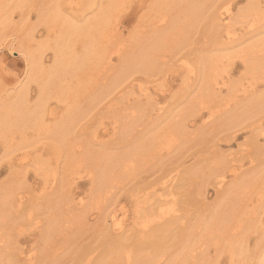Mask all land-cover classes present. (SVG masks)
<instances>
[{"label":"bare ground","instance_id":"6f19581e","mask_svg":"<svg viewBox=\"0 0 264 264\" xmlns=\"http://www.w3.org/2000/svg\"><path fill=\"white\" fill-rule=\"evenodd\" d=\"M130 1L0 0V55L23 62L0 70L2 158L14 167L13 153L38 143L54 157L38 197L23 195L12 173L0 183V264H159L165 254L163 264H218L222 252L230 264H264V250L256 257L247 246L264 201V0H151L146 28L126 30ZM173 67L184 73L181 89L149 117V100H132L131 89L141 95L146 79L172 78ZM106 114L117 125L104 140L96 121ZM193 116L202 120L195 130ZM241 137L258 156L228 182L217 145ZM208 182L213 202L186 222L171 213ZM158 184L173 186L175 199L169 190L162 202ZM142 189L131 220L110 223L119 192ZM31 212L41 230L24 250Z\"/></svg>","mask_w":264,"mask_h":264},{"label":"rangeland","instance_id":"374dc122","mask_svg":"<svg viewBox=\"0 0 264 264\" xmlns=\"http://www.w3.org/2000/svg\"><path fill=\"white\" fill-rule=\"evenodd\" d=\"M151 0H131L126 12L124 15L120 18L121 20V26L123 29L131 30L133 27L138 26L139 29H144L147 26L148 20V11L150 6ZM236 3L238 5L245 4V0H237ZM32 18V17H31ZM20 19V16L14 15L13 20L18 21ZM34 21V19H31ZM125 27V28H124ZM40 28V27H39ZM8 32H12V30H6ZM21 56L9 51L8 49H5L3 51V54L0 55V63L2 66L0 67V70L5 71L4 69H11V70H19L22 71L23 69V62ZM113 60L116 61V56L114 55ZM5 65V66H4ZM7 67V68H6ZM236 70L239 69L237 68ZM172 78H167L164 81L157 82V77L154 79H146L144 83H142L143 90H141V95H138V90L135 88L131 89V95L129 96L134 100V97L138 96L140 98L141 102H147L149 100V104L152 106L150 113H148L149 117L155 116L156 113H158L160 110H158V107L165 106L169 101L171 100V97L175 95V93L179 92L181 89L182 81L184 78V73L181 69L177 67L171 68L170 71H168ZM237 72V73H238ZM236 73V72H235ZM236 73V74H237ZM11 77V76H9ZM164 82V83H163ZM119 96V95H118ZM122 100L121 98H119ZM131 99L126 101L124 105L126 107L131 106ZM123 101V100H122ZM132 103H134L132 101ZM133 107V106H132ZM98 119L96 121L98 128L101 132L100 137L105 139H108L112 136V127L117 125L116 122L112 119V116L106 114L105 116L99 115L97 116ZM201 117L193 116L189 117L187 119L189 129L195 130L198 125L201 123ZM245 137L238 138L236 141H232L231 143H220L221 145L218 147L220 152L223 154L224 158V164L223 168L226 173V179L225 181L231 182L233 179L241 176L240 174L245 171H249L254 167L255 161L254 158H256V154L252 152V146L251 144L247 142H244ZM261 146H264V140L257 141ZM196 143L199 147V145L202 143L198 140ZM219 143V142H218ZM247 144V145H246ZM204 144H202L203 146ZM40 146V143H38L35 148H27L25 150H18L14 152V160L16 162V165L11 168H7L8 165H6L7 159L2 158V153L0 151V183L7 179L10 173L14 174L16 178H19L22 182L21 185V191L22 194L26 197L32 196L38 197L40 193V187L42 185V182L45 177H50L52 174V168L54 164V157L52 154H49L48 151H39L37 148ZM200 146V148L202 147ZM41 147V146H40ZM191 149L186 150V155L192 153L195 151L192 146L190 145ZM37 149V150H36ZM199 156H209V151L205 149H200V152L197 153ZM211 155V154H210ZM255 156V157H254ZM213 161V160H212ZM187 164L191 163L192 161H186ZM210 162L208 161V165ZM83 181V180H81ZM88 184H86L83 189L88 188ZM172 187V188H170ZM170 187H160V184L157 185V196L162 201L165 202L166 200L171 201V196L168 192H173V199L176 196L175 189L173 186ZM161 188V189H160ZM146 189V188H145ZM168 191H166V190ZM2 190V189H0ZM170 190V191H169ZM215 186L213 183H207L204 188H202V193H199L197 195L196 193V202L195 203H186L180 208H174V210L171 212L173 214L179 215L184 222L188 220L193 215H197L198 211H200V207H202L203 203H211L214 201L216 194H215ZM138 191H141L138 193ZM137 193H129L126 190H122L119 192V198L116 201L117 203L113 205L110 209L112 220L110 223L114 224L115 226H122L121 223L123 222L124 225L131 220V212L133 213L136 206L135 196H139L144 191L138 190ZM175 191V192H174ZM136 196V197H137ZM255 197H251V200L248 201L247 206L251 207L254 204L258 203V200H255ZM259 215H261V222L262 226H258L256 230H253L248 238H247V246L248 249L255 252L256 257H259L261 252L264 250V201L259 203ZM30 217L27 218V223L23 224L21 226V230H23V235H21L18 247L24 250H28L30 248L35 247L39 240V233L41 230V222L39 217H35V212L30 213ZM32 217V218H31ZM96 219H93L92 221H95ZM39 221V222H38ZM38 222V223H37ZM138 228V227H137ZM208 253V256L214 257L215 249L212 245H201L199 249H205ZM257 248V249H256ZM169 259L168 255H163L157 263L163 264V262H166ZM230 257L226 252H222L218 256V264H230ZM259 258H256V260H250L247 259L243 261V264H257V260ZM190 263V262H189ZM188 261L184 262L183 264H189ZM236 264V263H235Z\"/></svg>","mask_w":264,"mask_h":264}]
</instances>
